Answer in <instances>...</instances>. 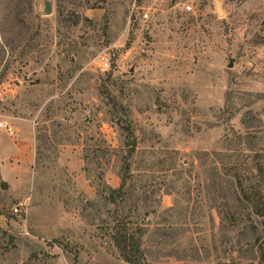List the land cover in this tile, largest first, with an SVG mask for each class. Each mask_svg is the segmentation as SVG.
<instances>
[{
    "label": "rangeland",
    "instance_id": "374dc122",
    "mask_svg": "<svg viewBox=\"0 0 264 264\" xmlns=\"http://www.w3.org/2000/svg\"><path fill=\"white\" fill-rule=\"evenodd\" d=\"M33 3L30 35L0 66V228L20 237L0 264H127L109 236L113 206L84 170L92 137L120 146L101 85L136 136L120 211L144 227L146 261L213 264L193 258L219 224L203 153L221 150L230 127L244 132L248 110L264 145V0ZM103 178L119 185L114 156Z\"/></svg>",
    "mask_w": 264,
    "mask_h": 264
},
{
    "label": "trees",
    "instance_id": "16d2710c",
    "mask_svg": "<svg viewBox=\"0 0 264 264\" xmlns=\"http://www.w3.org/2000/svg\"><path fill=\"white\" fill-rule=\"evenodd\" d=\"M33 11V0H0V66L8 67L13 50L27 40L26 36L30 35L31 30L28 16ZM37 35L38 30L32 32L30 40L33 41ZM4 72L0 73L2 77ZM103 86H100L99 94L111 107L120 146L115 148L103 137H92L91 154L83 155L84 170L87 171V165H91L96 194L113 206L109 236L118 256L127 264H149L142 247L144 227L120 211L129 195L127 181L136 136L128 109ZM229 94V91L226 92L225 97L227 111ZM255 96V101L262 100L264 103V93H256ZM229 112L227 119L233 117L236 110ZM261 123V117L248 110L242 120L244 132L230 127L221 150L203 153L211 158L209 164L203 163L206 170V198L209 206L216 210L219 224L217 236H213L210 244L204 248L203 257L196 253L194 260L207 261L213 257V264H264V145L260 142ZM112 156L118 162L120 182L117 187H111L103 178V169ZM86 203L94 205L95 201ZM17 239L20 240L17 234L0 228V263L5 261V255L11 249L16 248Z\"/></svg>",
    "mask_w": 264,
    "mask_h": 264
},
{
    "label": "built area",
    "instance_id": "2783aa9c",
    "mask_svg": "<svg viewBox=\"0 0 264 264\" xmlns=\"http://www.w3.org/2000/svg\"><path fill=\"white\" fill-rule=\"evenodd\" d=\"M186 8L189 9L190 7H189L188 5H186ZM142 17H143V18H148V13H147V12H143V13H142ZM3 125H4V126H7L6 124H3ZM7 129H8L9 131H11L10 127H7ZM13 210L16 212V211H17V208L14 207Z\"/></svg>",
    "mask_w": 264,
    "mask_h": 264
},
{
    "label": "water",
    "instance_id": "95a60500",
    "mask_svg": "<svg viewBox=\"0 0 264 264\" xmlns=\"http://www.w3.org/2000/svg\"><path fill=\"white\" fill-rule=\"evenodd\" d=\"M217 6H218V9H219V5L218 4H217ZM45 11H46V13L50 12V4L49 3L46 4Z\"/></svg>",
    "mask_w": 264,
    "mask_h": 264
}]
</instances>
